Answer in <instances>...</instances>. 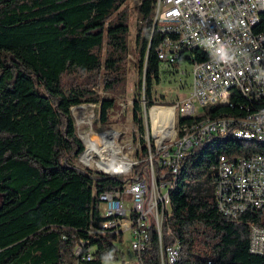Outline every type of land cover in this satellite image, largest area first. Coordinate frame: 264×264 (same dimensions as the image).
Listing matches in <instances>:
<instances>
[{
	"label": "trees",
	"instance_id": "obj_1",
	"mask_svg": "<svg viewBox=\"0 0 264 264\" xmlns=\"http://www.w3.org/2000/svg\"><path fill=\"white\" fill-rule=\"evenodd\" d=\"M128 1L0 0V264H81L76 248L82 240L96 247L90 264H104L121 251L123 233L111 234V242L89 231L92 223L103 224L100 194L121 189L127 177L76 164L85 144L73 107L100 105L101 123H108L117 101L96 88H120L131 61L142 76L146 72V99L153 105V84L160 79L154 0L139 5L133 60ZM139 85L143 90L142 78ZM244 100L236 96L237 102ZM259 107L220 102L195 119L242 118ZM139 110L136 100L134 121L143 130ZM250 149L262 151L264 144L232 132L213 134L186 152L176 173L164 170L172 185L162 243L165 250L178 246L174 264H264V255L249 251L250 223L258 213L249 210L233 220L220 212L214 195L218 158ZM141 150L146 157L144 140ZM107 218L122 230L116 217ZM97 232L106 233V225H97ZM149 234L150 249L137 254L138 263L162 264L158 231L151 228Z\"/></svg>",
	"mask_w": 264,
	"mask_h": 264
},
{
	"label": "built area",
	"instance_id": "obj_2",
	"mask_svg": "<svg viewBox=\"0 0 264 264\" xmlns=\"http://www.w3.org/2000/svg\"><path fill=\"white\" fill-rule=\"evenodd\" d=\"M154 34L160 36L157 47L160 65L191 77L188 95L175 106L162 107L169 110L158 119L160 129L167 122L164 132L172 131L169 138H176V126L180 123L198 122V130L185 138H176L173 152H163V146H155L153 151L147 143L148 155L142 157L139 152L137 158L123 155L119 132L108 130L107 136L101 134L103 145L99 160L88 157L89 144L93 141L90 132L82 133L85 151L78 162L86 166H92L90 161L101 162L104 167L97 171L127 177L121 189L99 196L101 214L116 213L117 222H125V230H117V223H92L89 233L97 239L105 237L114 242L111 234L123 233L125 238L129 232L131 248L140 254L150 249L149 230L156 228L162 264L165 261L174 264L179 248L165 250L161 233L172 185L164 180L166 167L176 173L186 152L213 134L238 132L264 137V113L257 119L229 118L223 124L195 119L198 109L211 104L253 106L257 99L264 98V0H154ZM220 88H229V95L220 96ZM235 93L244 102H237ZM181 118L192 120L180 122ZM157 166L161 168L160 175ZM215 169L214 195L218 209L233 220L249 210L257 212L256 220L250 223L249 251L264 255V155L250 149L235 158L220 156ZM150 188L152 194L148 197ZM97 225H106V233H98ZM95 249L89 240L81 241L76 248L81 264L94 262Z\"/></svg>",
	"mask_w": 264,
	"mask_h": 264
},
{
	"label": "rangeland",
	"instance_id": "obj_3",
	"mask_svg": "<svg viewBox=\"0 0 264 264\" xmlns=\"http://www.w3.org/2000/svg\"><path fill=\"white\" fill-rule=\"evenodd\" d=\"M142 0H129L128 5L131 12L130 32H129V44H130V58L133 60L137 46V26H139V3ZM130 70L127 76L126 82L118 89L112 91H105L102 87L96 88V92L102 97L112 98L117 101L116 107L112 108L109 113V122L102 124L100 120V105H94L91 103H83L81 105L73 107V115L76 119L78 126V133L82 139V133L90 132V137L95 143L96 147L101 150L100 146L103 145L102 133H107L108 130H116L119 132L120 144L124 147L123 155H128L131 158L139 157L141 152V141L144 140L147 143L154 146H163V152L175 151L176 138H181V127L176 126V138H169L171 131H165V138L159 141V131L156 129L152 110L156 108H162L164 106H175L178 102L182 101L190 92L191 77L187 75H180L178 73L167 70L165 66L160 65V79L153 84V105H148L146 99V72L141 75L137 66L130 62ZM165 68V69H164ZM164 69V70H163ZM143 79V90L139 82ZM142 93V95L140 94ZM139 100L141 110L138 112L139 118L142 120L143 130L134 121V104ZM170 104V105H164ZM158 123V121L156 120ZM83 136V135H82ZM169 138V139H167ZM84 141V140H83ZM96 159H100L99 154H93ZM76 164L81 167H89L95 171L99 168H95L94 165L86 166L78 162ZM151 180V179H150ZM152 185V181L149 183ZM148 197L152 194V188H150ZM102 223L110 224L111 219L107 218L106 213L101 214ZM163 220V219H162ZM119 227L124 229L123 224L125 222H119ZM130 233L126 232L124 242L120 244V252L117 257L105 261L104 264H139L137 254L131 248Z\"/></svg>",
	"mask_w": 264,
	"mask_h": 264
},
{
	"label": "bare ground",
	"instance_id": "obj_4",
	"mask_svg": "<svg viewBox=\"0 0 264 264\" xmlns=\"http://www.w3.org/2000/svg\"><path fill=\"white\" fill-rule=\"evenodd\" d=\"M229 95V88H220V96H228ZM254 106H260L259 109H253L252 112H249L246 116L239 118V117H225L219 120H214V119H209L208 121H211V124H223L226 123V120H229V118L232 119H257L262 117L263 113H264V98H260L257 99L256 102H254ZM257 108V107H256ZM169 109L166 108H159V109H153L152 110V116L154 119V124L156 125V129H158L157 131H159V136L158 139L159 141L163 140L165 138V132H164V127H167V122H165V124H163V128L160 129V124L156 122V120L158 121V119L163 115L166 114L167 111ZM173 112V110H171ZM203 109H198V115L202 114ZM159 122V121H158ZM181 132V138H185L188 135H192V131H197L198 130V123L192 125L191 127H189L188 125H184ZM229 132H220L217 134L220 135H225ZM236 137L238 138H242V139H247V140H256L262 144H264V137H262V135H257V134H244V133H238V132H232ZM108 134H110V132L104 133L103 136H107ZM172 135V131L170 133ZM171 137V136H170ZM102 151L100 149H98L95 145V143L93 144H89V150H88V157L89 158H95L96 156L93 154H99L102 155L101 153ZM256 153H262L264 155V149L262 151L256 152ZM92 165H94L95 168H102L104 167L103 163L101 162H91ZM106 169H108V167H105ZM108 217H116L117 218V214L116 213H106Z\"/></svg>",
	"mask_w": 264,
	"mask_h": 264
},
{
	"label": "crops",
	"instance_id": "obj_5",
	"mask_svg": "<svg viewBox=\"0 0 264 264\" xmlns=\"http://www.w3.org/2000/svg\"><path fill=\"white\" fill-rule=\"evenodd\" d=\"M118 225V224H117ZM119 225H120V223H119ZM123 227H124V229H122V230H125V225L123 224Z\"/></svg>",
	"mask_w": 264,
	"mask_h": 264
},
{
	"label": "water",
	"instance_id": "obj_6",
	"mask_svg": "<svg viewBox=\"0 0 264 264\" xmlns=\"http://www.w3.org/2000/svg\"><path fill=\"white\" fill-rule=\"evenodd\" d=\"M85 151V150H84ZM84 153V152H83ZM99 172V171H98Z\"/></svg>",
	"mask_w": 264,
	"mask_h": 264
},
{
	"label": "clouds",
	"instance_id": "obj_7",
	"mask_svg": "<svg viewBox=\"0 0 264 264\" xmlns=\"http://www.w3.org/2000/svg\"><path fill=\"white\" fill-rule=\"evenodd\" d=\"M79 157H80V156H79ZM79 157H78V158H79Z\"/></svg>",
	"mask_w": 264,
	"mask_h": 264
}]
</instances>
